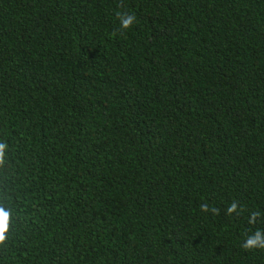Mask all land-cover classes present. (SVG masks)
<instances>
[{
    "label": "trees",
    "instance_id": "1",
    "mask_svg": "<svg viewBox=\"0 0 264 264\" xmlns=\"http://www.w3.org/2000/svg\"><path fill=\"white\" fill-rule=\"evenodd\" d=\"M0 143V264H264V0H0Z\"/></svg>",
    "mask_w": 264,
    "mask_h": 264
},
{
    "label": "clouds",
    "instance_id": "2",
    "mask_svg": "<svg viewBox=\"0 0 264 264\" xmlns=\"http://www.w3.org/2000/svg\"><path fill=\"white\" fill-rule=\"evenodd\" d=\"M133 22H134V17L130 15L122 17L121 19L122 26L125 29L129 28L133 24ZM6 147L7 146L5 144L0 143V162H2L3 154L5 152ZM229 211H235V205H233L232 208L229 209ZM9 216L10 213L8 211H6L4 208H0V236L4 237L3 234L7 230ZM260 238H261V234L257 233L255 237L249 239V241L247 242V246L248 247L256 246L257 242L260 241ZM0 242H3V239L0 240ZM260 246H264V244Z\"/></svg>",
    "mask_w": 264,
    "mask_h": 264
}]
</instances>
